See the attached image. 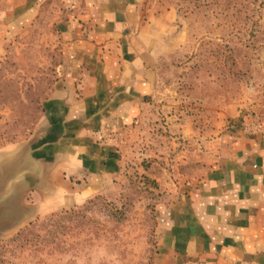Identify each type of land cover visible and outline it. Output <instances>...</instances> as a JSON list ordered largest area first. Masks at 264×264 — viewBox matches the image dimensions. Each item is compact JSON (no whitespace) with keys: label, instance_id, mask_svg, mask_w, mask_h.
<instances>
[{"label":"crops","instance_id":"0c3cea01","mask_svg":"<svg viewBox=\"0 0 264 264\" xmlns=\"http://www.w3.org/2000/svg\"><path fill=\"white\" fill-rule=\"evenodd\" d=\"M166 5L0 0V60L25 28L45 19L61 58L33 134L0 144V165L25 149V168L40 179L27 194L57 207L112 193L121 172L118 134L156 108V181L169 192L157 199L156 264H264V97L205 110L200 119L176 111L179 86L163 84L157 67L164 32L178 20V8Z\"/></svg>","mask_w":264,"mask_h":264},{"label":"rangeland","instance_id":"374dc122","mask_svg":"<svg viewBox=\"0 0 264 264\" xmlns=\"http://www.w3.org/2000/svg\"><path fill=\"white\" fill-rule=\"evenodd\" d=\"M260 1L164 0L178 8V20L164 32L158 75L163 84L179 86L175 110L182 116L200 119L205 110L263 99ZM45 20L25 28L0 60V143L5 145L29 140L59 73L57 33ZM157 117L156 108L148 107L134 126L118 134L121 172L112 184L114 192L61 207L48 197L40 200L37 192L25 195L30 212L0 237V264H156L157 199L169 195L156 181ZM166 146L164 160L171 169V142ZM167 174L168 179L173 175Z\"/></svg>","mask_w":264,"mask_h":264},{"label":"water","instance_id":"95a60500","mask_svg":"<svg viewBox=\"0 0 264 264\" xmlns=\"http://www.w3.org/2000/svg\"><path fill=\"white\" fill-rule=\"evenodd\" d=\"M25 149L0 165V237L13 232L28 216L30 206L23 201L28 191L38 187V172L28 171Z\"/></svg>","mask_w":264,"mask_h":264},{"label":"built area","instance_id":"2783aa9c","mask_svg":"<svg viewBox=\"0 0 264 264\" xmlns=\"http://www.w3.org/2000/svg\"><path fill=\"white\" fill-rule=\"evenodd\" d=\"M251 125H252L253 129H257L258 128V125H256L255 122H252Z\"/></svg>","mask_w":264,"mask_h":264},{"label":"trees","instance_id":"16d2710c","mask_svg":"<svg viewBox=\"0 0 264 264\" xmlns=\"http://www.w3.org/2000/svg\"><path fill=\"white\" fill-rule=\"evenodd\" d=\"M229 1H232V0H229ZM257 1H258V0H255V2H257ZM261 1H262V0H261ZM261 1H260V2H261ZM230 3H231V2H230ZM230 3H229V4H230ZM184 85H186V84H184ZM0 144H3V143H0Z\"/></svg>","mask_w":264,"mask_h":264}]
</instances>
